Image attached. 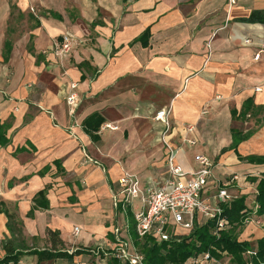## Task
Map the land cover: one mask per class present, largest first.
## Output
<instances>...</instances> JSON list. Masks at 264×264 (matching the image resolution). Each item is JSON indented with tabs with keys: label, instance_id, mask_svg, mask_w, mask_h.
Wrapping results in <instances>:
<instances>
[{
	"label": "crops",
	"instance_id": "0c3cea01",
	"mask_svg": "<svg viewBox=\"0 0 264 264\" xmlns=\"http://www.w3.org/2000/svg\"><path fill=\"white\" fill-rule=\"evenodd\" d=\"M15 1L0 0V124L8 137L0 144V258L10 244L24 252L18 264H120L105 257L117 228L131 239L124 225L132 215L116 204L119 178L131 172L145 188L170 176L165 126L154 119L162 108L176 163L192 171L197 155L214 160L204 195L227 188L226 202L244 197L252 214L238 238L257 247L264 163L250 158L264 156V25L236 18L264 0ZM66 33L73 50L63 56ZM94 115L98 129L87 124ZM252 116L246 129L232 126ZM233 130L243 137L236 146ZM49 229L81 253L38 261L29 252L51 247Z\"/></svg>",
	"mask_w": 264,
	"mask_h": 264
},
{
	"label": "built area",
	"instance_id": "2783aa9c",
	"mask_svg": "<svg viewBox=\"0 0 264 264\" xmlns=\"http://www.w3.org/2000/svg\"><path fill=\"white\" fill-rule=\"evenodd\" d=\"M61 55L65 56L73 50L72 35L66 33L59 45ZM259 57V55H258ZM76 87V84H72ZM66 102L73 113L78 105V97L75 92L66 96ZM169 109L157 110L154 115L156 121L163 123L164 132L162 141L168 148L167 165L170 173L161 186L141 187L138 175L124 172L119 178L116 204L121 207L125 216L131 214L134 222L135 232L138 238L152 236L159 241L170 240L174 236L189 234L196 225L214 222L213 233L219 236V231L229 225L223 216L222 203L230 197L227 188H219L212 197L204 195V188L209 180L213 178L214 160L205 154L196 156L197 169L185 171L176 163L177 150L173 148L166 139L170 129L168 118ZM106 127L116 129L117 126L106 124ZM190 132L193 126L187 127ZM185 143L193 145L196 140L185 137ZM124 229H129L125 223ZM79 228H75V233ZM116 247L112 252H106L105 257L116 258L120 262L129 264H145L144 255L135 245L132 238L122 235V228L115 230ZM92 252L98 253L95 248ZM255 250H248L252 255ZM218 259L213 257L209 251L202 252L188 259L187 263L201 264L202 262L219 264ZM107 264V263H105Z\"/></svg>",
	"mask_w": 264,
	"mask_h": 264
},
{
	"label": "trees",
	"instance_id": "16d2710c",
	"mask_svg": "<svg viewBox=\"0 0 264 264\" xmlns=\"http://www.w3.org/2000/svg\"><path fill=\"white\" fill-rule=\"evenodd\" d=\"M236 20L244 23L264 25V8L253 9L248 16L238 17ZM147 35L148 31L146 30L140 36L144 45L147 44ZM250 105L251 101L248 100L244 106V112L250 109ZM101 122V117L94 115L90 117L87 124H94V129H98L102 124ZM233 132L235 135L234 146H236L243 137L238 130H233ZM7 142L6 126L0 124V144H6ZM225 150H227V147H224L222 152ZM250 159L264 163V156L251 157ZM256 202L258 204L257 214L264 216V173L257 186ZM221 205L223 216L228 220L229 225L219 231V236L213 233L214 222H207L202 225H196L189 234L174 236L170 240L159 241L152 236L140 239L136 235L132 219L130 227L131 238L144 255V263L186 264L189 258L209 251L218 260H221L224 255L230 256L234 264H264V237L257 241V247H253L250 242L240 241L238 238L239 229L252 214L245 204V198H234ZM48 239L51 241L50 248L34 249L29 252L36 254L38 261L68 258L81 253V250L69 253L65 248L64 241L56 231L49 229ZM4 249L6 254L0 258V264H18L20 257L24 254L22 250H16L10 244L4 245ZM248 250H255V253L248 256ZM246 255L248 256L247 258ZM113 259L115 261L118 260L116 258ZM120 264L129 263L121 262Z\"/></svg>",
	"mask_w": 264,
	"mask_h": 264
},
{
	"label": "rangeland",
	"instance_id": "374dc122",
	"mask_svg": "<svg viewBox=\"0 0 264 264\" xmlns=\"http://www.w3.org/2000/svg\"><path fill=\"white\" fill-rule=\"evenodd\" d=\"M6 2H9L11 5L13 4V3H16V1L15 0H5ZM31 10H32V8H31ZM17 31V30H16ZM234 120V122L232 123V126L233 127H235V128H243V129H246L248 126L247 125H245L250 119L252 120V121H254V117L252 116V117H249V118H239V117H236V118H233ZM253 125V124H252ZM252 125H250V127L252 126ZM259 125V124H258ZM257 126V125H256ZM13 222H15V221H13V220H10V224H13ZM15 226H16V224H15ZM0 247H1V244H0ZM225 262H226V258L225 257H223V259H221V261H220V263L221 264H225ZM186 264H189V263H186ZM191 264V263H190ZM192 264H195V263H192Z\"/></svg>",
	"mask_w": 264,
	"mask_h": 264
}]
</instances>
